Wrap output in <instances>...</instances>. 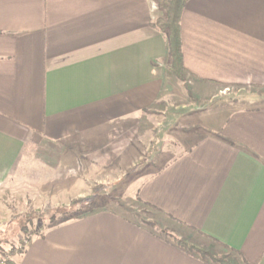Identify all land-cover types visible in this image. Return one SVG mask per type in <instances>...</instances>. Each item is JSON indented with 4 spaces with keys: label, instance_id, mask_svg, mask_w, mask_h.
<instances>
[{
    "label": "crops",
    "instance_id": "crops-1",
    "mask_svg": "<svg viewBox=\"0 0 264 264\" xmlns=\"http://www.w3.org/2000/svg\"><path fill=\"white\" fill-rule=\"evenodd\" d=\"M162 16L155 0H0V192L120 170L158 214L92 211L16 264H210L172 237L264 264V0H188L183 80Z\"/></svg>",
    "mask_w": 264,
    "mask_h": 264
},
{
    "label": "rangeland",
    "instance_id": "rangeland-1",
    "mask_svg": "<svg viewBox=\"0 0 264 264\" xmlns=\"http://www.w3.org/2000/svg\"><path fill=\"white\" fill-rule=\"evenodd\" d=\"M130 175L117 170L107 174L108 184H75L74 189L67 184H12L1 191L0 264H7L8 260L16 263L21 254L15 252L25 247L26 241L54 227L50 215L55 217L53 223L59 225L98 209L119 208L125 215L156 227L152 219L158 214L135 198L137 184L125 181ZM24 225L26 229L22 231ZM212 246L218 256L230 254Z\"/></svg>",
    "mask_w": 264,
    "mask_h": 264
},
{
    "label": "trees",
    "instance_id": "trees-1",
    "mask_svg": "<svg viewBox=\"0 0 264 264\" xmlns=\"http://www.w3.org/2000/svg\"><path fill=\"white\" fill-rule=\"evenodd\" d=\"M188 0H156L157 6L164 11V16L157 18L153 26L159 31H167V52L171 58L168 67L169 71L183 80L184 67L180 37V17L182 9ZM54 215H50V221H54ZM28 222V221H27ZM51 223V226H57L58 223ZM22 231L26 225L22 226ZM3 235V234H2ZM39 235V234H38ZM39 236H42L41 234ZM27 242V241H26ZM172 244L187 253H195L201 260H207L210 264H238L236 257L228 254L225 257L216 255L212 250L201 247L195 243L182 238L172 237ZM15 253L23 254L24 246L20 251ZM7 264H16L8 260Z\"/></svg>",
    "mask_w": 264,
    "mask_h": 264
}]
</instances>
